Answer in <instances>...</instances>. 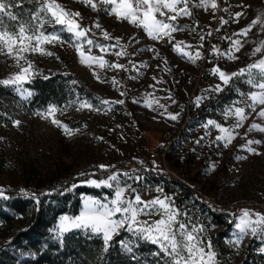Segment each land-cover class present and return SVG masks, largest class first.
Wrapping results in <instances>:
<instances>
[{
  "label": "rangeland",
  "instance_id": "rangeland-1",
  "mask_svg": "<svg viewBox=\"0 0 264 264\" xmlns=\"http://www.w3.org/2000/svg\"><path fill=\"white\" fill-rule=\"evenodd\" d=\"M57 2L70 12H79L82 27L91 28L95 22L100 23L101 29L93 28V32L89 33H95L93 36L100 39H95L96 42L115 44V38H120V45L126 47L129 55L117 57L109 53L104 58L109 63L126 65L128 70H110L107 67L100 69L96 65L88 67L81 64L77 52L68 43L45 45L47 51L54 53L51 56L28 54V59L39 73L35 76L44 77L49 72H72L98 99L93 101L84 96L73 81H68L65 100L33 107L28 105L30 97L22 98L14 86L0 85V189L5 193L7 186H18L20 191L27 187L51 186L71 175L82 178L81 182L85 184L86 180L106 179L112 173H128V176L120 175L121 185L131 184L146 200L160 195L155 189L162 188L164 195L174 198L175 206L180 212L187 213L181 215L180 220L190 228L192 225L204 227L205 231L200 233V237L205 243L209 240L212 242L213 250L217 254V264H264V252L261 251L264 248V233L256 236L249 233L239 245L230 243L237 238L238 229L235 224L244 210L264 214V132L249 130L253 123L264 127V118L256 114L264 105H258L256 112H252L242 102L245 97L240 96V92L258 91L246 82L247 74L234 77L228 85L223 86L224 90L221 92L212 91L217 84L222 83L212 73L214 67L218 66L230 74L264 59V49L253 55L255 49L264 42V23L255 24L246 36L235 35L247 28L253 20L264 21V0H216V10L211 7H195L200 0H190L191 16L180 17L176 22L178 25L187 26V29L173 33L175 40L172 43L182 40L192 45L187 50L193 54L199 49L202 58L196 63L173 51L172 44L166 40L158 42L149 39L142 29L127 21L117 20L114 15L106 14L104 5H99L100 11H93L79 0ZM12 4L11 11L21 20H28L38 8L35 0H12ZM236 13L242 15L237 18ZM221 18L227 23L221 25ZM4 20L9 27L15 23L8 21L7 17ZM45 28L48 31L53 30L48 25ZM56 28L59 29L60 26ZM217 28L220 31H216ZM102 30L107 31L113 39L105 40ZM209 32L211 35H208ZM61 35L65 40L70 37L66 32ZM200 36H204L203 41L199 39ZM228 37L231 39H227ZM234 40L241 41L242 47L238 52L232 49L231 42ZM201 43L203 48H199ZM120 45L112 49V52L119 51ZM213 45L222 53L231 49L236 58L229 59L227 55L212 54ZM153 48L155 52L150 50ZM84 51L88 52L87 45ZM91 54L101 55L95 47ZM129 61L132 63L129 64ZM18 71L12 58L0 54V80L7 79ZM252 71L259 80V70ZM94 72L105 82L97 80ZM112 77L119 81L116 87L111 83ZM23 87L31 91L27 83ZM5 89H10L13 95L5 94ZM121 92L125 95L121 96ZM146 96L148 99L157 100L158 104L147 107ZM198 96L202 97L199 107L194 103ZM103 100H123L124 103H113L109 110V105L101 103ZM79 101H88L99 111H77ZM236 101H241L236 106L244 107L248 118L242 127L235 129V139L225 147L224 142L216 140L220 135L219 131L212 126L205 128L203 125L208 120H214L224 127H232L236 118H225L224 111ZM69 102L75 103L69 106ZM50 104L65 109L57 112L55 118L72 129V135H66L50 119L36 114L43 112ZM168 113H179V117L171 120ZM14 121H19V126ZM76 129L79 131H75ZM197 140L200 143H196ZM249 140H260L261 143L248 145ZM248 147L260 154L249 152ZM150 150L157 153V168L154 170L176 178L181 185L155 183L137 173L138 169L145 168L141 162ZM102 164L110 167L107 170L100 169L98 166ZM80 173L86 175L81 176ZM99 174L101 177L97 176ZM129 177L142 179L137 181ZM145 185L150 186V192L144 191ZM97 189L101 191L100 196L81 197V207L76 215L62 214L58 217L51 230L54 237L61 236L57 232L61 217L78 216L84 210L87 197L111 199L113 189ZM200 201L220 207L240 206L228 217V224L217 225ZM252 218L255 219L254 216ZM22 224L20 221L0 223V246ZM123 233L125 235L121 241L127 243L133 249L132 252L135 251L137 241L147 242L126 230ZM249 245L253 252L250 256L247 255ZM120 248L125 253H131L121 242ZM167 259L168 257L161 254L158 261L165 264Z\"/></svg>",
  "mask_w": 264,
  "mask_h": 264
},
{
  "label": "snow or ice",
  "instance_id": "snow-or-ice-1",
  "mask_svg": "<svg viewBox=\"0 0 264 264\" xmlns=\"http://www.w3.org/2000/svg\"><path fill=\"white\" fill-rule=\"evenodd\" d=\"M79 2L90 7L93 11H100L99 5H104L106 14L114 15L117 20L127 21L129 24L142 29L149 39L158 42L166 40V42L172 44L173 51L183 55L192 63H196L198 59L202 58L199 49L195 51V54L187 50L192 48V45L186 44L182 40L172 43L175 40L173 33L187 29V26L178 25L176 22L180 17L191 16L189 9L190 0H79ZM35 3L38 5L36 11L30 15L28 20H21L11 11L13 6L12 0H0V54L12 58L19 69L18 72L9 78L0 80V85L14 86L15 91L24 99L31 97L33 92L24 88L23 85L30 82L33 76L39 73L35 70L32 61L28 59V54L54 55V53L47 51L45 45L55 46L57 44L63 45L68 43L77 52L80 63L88 67L96 65L100 69L107 67L110 70H128L126 65L118 62L109 63L104 58L105 54L109 53L117 57L129 55L126 47L120 45V38H115V44H100L94 39L89 38V33L93 32V28H102L98 21L91 28L82 27L79 19L80 13L66 10L57 0H35ZM194 6L205 9L211 7L212 10L217 9L216 0H200L199 4ZM235 15L239 18L242 13H236ZM5 17H7L8 21L15 23L9 27L5 23ZM258 22L264 23V21L258 19L253 20L247 28L242 29L239 33H235V35L246 36ZM226 23L227 21L221 18V25ZM45 25L50 26L53 30L48 31ZM56 26H60V28L57 29ZM192 30L194 31V29ZM216 31H220V29L217 28ZM64 32L70 34L68 40H65L61 35ZM102 35L105 40L113 39L107 31L102 30ZM208 35H211V32ZM199 39L203 41L204 36H200ZM227 39L231 38L228 37ZM231 43L232 49L236 52L242 47L240 40H234ZM85 45L88 46L87 53L84 51ZM117 45H120V50L112 52V49L116 48ZM203 46V43H201L199 48H203ZM93 47L99 49L101 55H92ZM262 49H264V42L261 43L260 47L255 49L253 55L261 52ZM150 50L156 51L154 48ZM211 51L215 55H227L229 59L236 58L232 55L231 49L227 53H222L219 48L213 45ZM131 63L129 61V64ZM253 69L259 70L257 73L259 80L253 75ZM212 73L217 75L222 82L212 89L214 92L223 91V86L228 85L234 77L245 76L247 74L248 79L246 82L253 88L258 89V91L249 93L240 92V96L245 97L242 102L252 112H256L258 105H264V59H260L258 62L248 65L247 68L240 69L238 72L229 74L217 66L212 69ZM93 74L97 80L105 82L95 72ZM45 78L47 79V77ZM153 79L155 80L156 77H153ZM111 83L113 87H116L119 81L115 77H112ZM120 95L123 96L125 93L121 92ZM201 100L202 97H196L194 103L197 107L200 106ZM248 101H251V103H248ZM73 103L75 102H69V106ZM101 103L109 105L110 110L111 104H123L124 101L103 100ZM154 103L158 104V101L148 99L147 96L145 97L147 107L151 108ZM239 103L241 101L234 102L232 106H229L224 111L225 118H236V123L232 127H224L214 120H208L203 125L205 128L209 126L216 128L220 133L216 137V140L224 142L225 147L235 139V129L242 127L243 122L248 118L245 114V108L236 106ZM159 107L163 108L164 105H159ZM83 109L99 111L88 101H79L77 111ZM64 110L50 104L43 112H37L36 114L44 119H50L51 123L62 128L66 135H72L73 130L55 118L57 112H63ZM256 114L264 118V107L260 108ZM178 117L179 113H168V118L171 120H177ZM14 123L19 126L20 122L14 121ZM253 129L264 132V127L255 123L251 125L249 130ZM75 131H79V129ZM196 143H200V140H197ZM260 143V140L248 141V145ZM247 150L257 155L260 154L251 147H248ZM237 159H243V157H237ZM98 167L107 170L110 166L102 164ZM214 167L213 165V170ZM79 175L84 176L86 174L80 173ZM120 175L128 176V173H112L106 179L86 180L84 183L88 186L113 189L111 199L100 200L87 197L84 202V210L78 216L75 218H69L68 216L61 217V222L57 226L58 234L62 235L71 228L90 230L91 233L102 237L103 250L107 251L110 241H112L115 235H119L123 229L137 236L139 239L156 245L158 251L154 252L153 255L159 257L163 254L164 257H168L165 264H217V254L213 250L212 242L209 240L205 243L200 237V233L205 231L204 227L202 225L199 227L192 225L190 228L187 223L180 220L179 217L187 215V213L180 212L175 206L173 197L164 195L163 189L157 187L155 191L160 195L147 200L143 199L141 193L131 184L124 183L121 185ZM129 179L139 181L142 177H129ZM71 187L75 188L77 185L73 184ZM3 195L4 192L0 189V196ZM36 202L38 204L39 200L37 199ZM153 216H158L159 219H141V217ZM253 216L255 219L252 218ZM235 227L238 229L237 238L230 243L239 245L244 236L249 233L253 236H256L258 233H264V214L251 213L249 210H244ZM121 243L128 252L133 251L127 243L123 241ZM261 251L264 252V248Z\"/></svg>",
  "mask_w": 264,
  "mask_h": 264
},
{
  "label": "trees",
  "instance_id": "trees-1",
  "mask_svg": "<svg viewBox=\"0 0 264 264\" xmlns=\"http://www.w3.org/2000/svg\"><path fill=\"white\" fill-rule=\"evenodd\" d=\"M89 38L99 39L89 34ZM100 40V39H99ZM103 41V40H102ZM47 77V79L45 78ZM73 81L76 88L86 97L95 101L98 96L89 90L80 78L72 73L49 72L47 76H34L27 86L33 92L28 105L42 107L49 102H62L66 99V85ZM4 88V87H3ZM4 93L13 95L10 89ZM137 173L152 182L163 184L181 183L174 177L160 174L154 169L140 168ZM101 177V175H97ZM82 178L73 175L51 186L27 187L20 191L18 186H7L0 196V223L23 222L16 227L10 239L0 246V264H161L153 253L157 246L149 242L135 243V251L125 253L120 248L124 230L110 241L104 251L101 236L83 229H71L59 238L52 235V228L62 214L76 215L81 207L83 195L100 196L101 191L93 186L82 184ZM75 184L77 187L72 188ZM45 188H48L44 191ZM34 194V195H33ZM100 194V195H99ZM37 199L39 203L37 204ZM211 219L217 225L228 224L236 206H216L200 201ZM252 255V247L247 249Z\"/></svg>",
  "mask_w": 264,
  "mask_h": 264
},
{
  "label": "built area",
  "instance_id": "built-area-1",
  "mask_svg": "<svg viewBox=\"0 0 264 264\" xmlns=\"http://www.w3.org/2000/svg\"><path fill=\"white\" fill-rule=\"evenodd\" d=\"M156 155H157V153L154 150L148 151L144 157V160H143V167H145L147 169L157 168V166H156ZM160 171L162 172L163 170L160 169ZM150 190H151V188L149 185L144 186L145 192L148 193V192H150Z\"/></svg>",
  "mask_w": 264,
  "mask_h": 264
}]
</instances>
